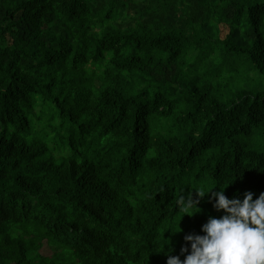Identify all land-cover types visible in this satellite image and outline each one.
Segmentation results:
<instances>
[{
    "label": "trees",
    "instance_id": "trees-1",
    "mask_svg": "<svg viewBox=\"0 0 264 264\" xmlns=\"http://www.w3.org/2000/svg\"><path fill=\"white\" fill-rule=\"evenodd\" d=\"M200 187L264 192V0H0V264L183 260Z\"/></svg>",
    "mask_w": 264,
    "mask_h": 264
},
{
    "label": "clouds",
    "instance_id": "clouds-1",
    "mask_svg": "<svg viewBox=\"0 0 264 264\" xmlns=\"http://www.w3.org/2000/svg\"><path fill=\"white\" fill-rule=\"evenodd\" d=\"M208 194L213 207L223 215L209 216L202 225L203 235H185L190 250L186 244L181 248V255L188 254L181 260L179 255H171L172 249H169L166 264H264V192L253 199L255 194L245 191L240 199L228 198L223 188L218 191L196 188L195 198L192 192L187 195L183 192L178 200L182 217L199 212L200 200Z\"/></svg>",
    "mask_w": 264,
    "mask_h": 264
},
{
    "label": "rangeland",
    "instance_id": "rangeland-1",
    "mask_svg": "<svg viewBox=\"0 0 264 264\" xmlns=\"http://www.w3.org/2000/svg\"><path fill=\"white\" fill-rule=\"evenodd\" d=\"M45 252H47V251H45Z\"/></svg>",
    "mask_w": 264,
    "mask_h": 264
}]
</instances>
